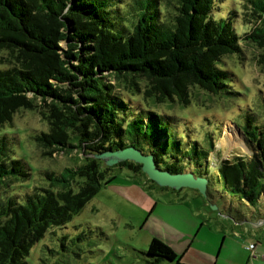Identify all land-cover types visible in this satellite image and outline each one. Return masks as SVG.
Returning a JSON list of instances; mask_svg holds the SVG:
<instances>
[{
	"label": "trees",
	"instance_id": "obj_1",
	"mask_svg": "<svg viewBox=\"0 0 264 264\" xmlns=\"http://www.w3.org/2000/svg\"><path fill=\"white\" fill-rule=\"evenodd\" d=\"M128 1L134 6L129 18L121 0H0V63L6 64L0 68V126L19 107L35 108L47 122L34 134L41 152L74 150L80 159L45 171L47 184L33 185L20 198L8 189L28 171L8 156L0 136V264H25L44 229L77 211L114 177L112 169L125 167L142 184L174 190L149 179L140 163L106 165L93 153L132 144L151 153L159 168L190 170L209 182V133L205 146L187 139L180 149L177 118L183 115L155 106L174 99L184 105L193 86L210 94L228 86L222 59L243 41L259 46L264 58V0H247L256 23L240 35L230 20L211 14L212 0H175L171 7ZM239 127L255 156L222 158L215 167L226 190L255 204L264 195V115H247ZM145 252L173 264H198L183 261L154 235Z\"/></svg>",
	"mask_w": 264,
	"mask_h": 264
},
{
	"label": "rangeland",
	"instance_id": "obj_2",
	"mask_svg": "<svg viewBox=\"0 0 264 264\" xmlns=\"http://www.w3.org/2000/svg\"><path fill=\"white\" fill-rule=\"evenodd\" d=\"M121 1L129 18L134 6L128 0ZM160 2L171 7L175 0ZM250 6L247 0H212L210 11L215 18L230 20L240 35L256 23L255 16L250 15ZM241 44L238 52L222 59L228 86L214 94L193 86L184 105L174 99L172 103L162 101L155 106L162 112L183 115L177 118L183 124L179 123L183 129L178 127L182 131L176 144L178 148H185L187 139H195L203 147L207 133L211 136L213 146L207 154L209 182L205 195L187 186L159 189L138 179L150 196L147 207L143 208L144 194L130 186L136 185L133 180L137 176L125 167L112 169L113 184H101L63 223L49 224L24 255L25 264H173L164 257L146 254L147 243L153 235L169 244L186 262L244 264L248 261L250 264L252 258L245 248L248 241L255 243L257 257L264 260V221L256 220L264 216V195L255 204L239 198L223 187L215 167L222 158L255 156L253 144L239 126L247 115L256 120L264 115V58L258 54L262 49L249 41ZM5 66L0 63V68ZM46 129L47 122L37 110L24 107H19L0 126L8 156L20 159L28 171L25 179L17 181L12 190L8 189V194L15 192L22 198L33 185L47 184L45 171L58 172L80 161L74 150L41 152L34 134ZM186 150L192 153V147ZM150 204L153 206L149 211ZM249 215L251 221L234 220Z\"/></svg>",
	"mask_w": 264,
	"mask_h": 264
},
{
	"label": "water",
	"instance_id": "obj_3",
	"mask_svg": "<svg viewBox=\"0 0 264 264\" xmlns=\"http://www.w3.org/2000/svg\"><path fill=\"white\" fill-rule=\"evenodd\" d=\"M92 156L101 159L106 165L116 163L123 159L132 160L140 163L141 171L157 185H164L175 189L181 186L192 187L202 195H205V188L207 186L206 176L195 175L190 170L170 172L166 169L159 168L156 166L151 153H143L132 144L115 149L108 148L93 153Z\"/></svg>",
	"mask_w": 264,
	"mask_h": 264
},
{
	"label": "crops",
	"instance_id": "obj_4",
	"mask_svg": "<svg viewBox=\"0 0 264 264\" xmlns=\"http://www.w3.org/2000/svg\"><path fill=\"white\" fill-rule=\"evenodd\" d=\"M134 179H136V178H134ZM112 180L113 179H111V180H109L108 182H107V185H109V183L110 184H113V182H112ZM133 181H136L137 182V179L136 180H133ZM136 185H130V186H132L133 187V189L134 190H136V189H139V190H141L142 191V193L144 194V196H142L139 192V194L142 196V198H141V203H142V207L143 208H146L147 207V205H148V203H149V201H150V196H149V194H148V192H147V189H146V187H144V186H142V185H140L138 182L137 183H135ZM106 185V184H105ZM159 189H161V188H159ZM166 189V188H165ZM260 198H258V200H259ZM257 200V201H258ZM247 204V203H246ZM152 204H150L149 206H151ZM230 208H227V210H229ZM225 215H227V213L225 214ZM233 217H235V215H233ZM260 217H263V219H259ZM234 220L235 221H244V222H246V221H251V215H249V217H243V218H234ZM259 223H262L263 221H264V216H263V214L261 215V216H259L257 219H256ZM255 221V220H254ZM256 222V221H255ZM237 224V223H236ZM247 230H248V228H247ZM248 242H250V241H248ZM255 244V243H254ZM251 258V257H250ZM247 262L248 261H246L245 262V264H247ZM249 263L250 264H264V260L263 259H260L259 257H252V259H251V261H249Z\"/></svg>",
	"mask_w": 264,
	"mask_h": 264
},
{
	"label": "built area",
	"instance_id": "obj_5",
	"mask_svg": "<svg viewBox=\"0 0 264 264\" xmlns=\"http://www.w3.org/2000/svg\"><path fill=\"white\" fill-rule=\"evenodd\" d=\"M245 248L247 250H249V257H257V253L255 252L254 248H255V244L254 242H247V244H245Z\"/></svg>",
	"mask_w": 264,
	"mask_h": 264
}]
</instances>
